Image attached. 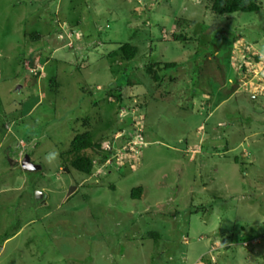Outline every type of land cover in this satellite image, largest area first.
<instances>
[{
	"label": "rangeland",
	"instance_id": "rangeland-1",
	"mask_svg": "<svg viewBox=\"0 0 264 264\" xmlns=\"http://www.w3.org/2000/svg\"><path fill=\"white\" fill-rule=\"evenodd\" d=\"M257 2L0 0V264H264ZM86 130L90 175L61 157Z\"/></svg>",
	"mask_w": 264,
	"mask_h": 264
},
{
	"label": "trees",
	"instance_id": "trees-1",
	"mask_svg": "<svg viewBox=\"0 0 264 264\" xmlns=\"http://www.w3.org/2000/svg\"><path fill=\"white\" fill-rule=\"evenodd\" d=\"M261 5L257 0H210V10L216 15H229L237 12H255L260 9ZM181 38V37H180ZM182 39V38H181ZM119 50L124 59L130 61L134 59L138 52V47L130 43H124L119 46ZM160 65L159 63H154L149 67V72L153 74V79L160 80L158 74L153 71L152 66ZM175 66L173 62L164 63V69L168 67ZM122 97V96H121ZM87 119L85 123H87ZM134 122V121H133ZM132 127V126H131ZM123 130V128L121 129ZM125 130V129H124ZM132 132V131H131ZM133 134V132H132ZM125 134L122 135L121 139L124 137L126 140L133 135ZM113 139V138H112ZM110 140V139H109ZM100 143L94 141V134L91 130H86L81 133H77L70 143L69 151L61 156L65 165L70 166L72 169L79 171L81 173L90 175L93 170V152L100 147ZM108 151L102 156L101 161L104 162L108 159ZM131 196L133 198H142V188L140 186L134 187L131 191ZM152 238L156 240L158 238L157 233L151 234ZM7 239V238H6ZM4 239L2 243L6 240ZM247 241V237L243 238Z\"/></svg>",
	"mask_w": 264,
	"mask_h": 264
},
{
	"label": "water",
	"instance_id": "water-1",
	"mask_svg": "<svg viewBox=\"0 0 264 264\" xmlns=\"http://www.w3.org/2000/svg\"><path fill=\"white\" fill-rule=\"evenodd\" d=\"M21 166L22 168L25 170V171H35V170H38L40 169V166L38 165H35L30 157L28 155H24L22 161H21ZM37 196H40V197H43V194L38 192L37 193ZM2 249V246H0V251Z\"/></svg>",
	"mask_w": 264,
	"mask_h": 264
},
{
	"label": "clouds",
	"instance_id": "clouds-1",
	"mask_svg": "<svg viewBox=\"0 0 264 264\" xmlns=\"http://www.w3.org/2000/svg\"><path fill=\"white\" fill-rule=\"evenodd\" d=\"M122 135H123V134H122ZM129 135H131V134H129ZM118 137L121 138V137H122L121 134H120V135L118 134ZM136 138H137L138 140H140V138H139L138 136H136ZM130 139H131V138H130ZM130 139H129V137H128L127 140L130 141ZM127 140H125L126 143L129 142V141H127ZM132 141H134V140H132ZM130 142H131V141H130ZM131 143H132V142H131ZM25 155H27V154H25ZM28 156H29V155H28ZM54 158H55V154H51V155L48 157V159H49L50 161H51L52 159H54ZM108 159H114V158H108ZM109 163H110V161H108V164H109ZM108 164H107V165H108Z\"/></svg>",
	"mask_w": 264,
	"mask_h": 264
}]
</instances>
